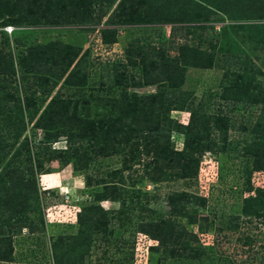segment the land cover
<instances>
[{
    "label": "trees",
    "instance_id": "obj_1",
    "mask_svg": "<svg viewBox=\"0 0 264 264\" xmlns=\"http://www.w3.org/2000/svg\"><path fill=\"white\" fill-rule=\"evenodd\" d=\"M115 2L0 0V27L76 26L99 24L104 20L99 34L101 41L106 44L116 41L117 26L170 25L168 39H163L159 46L136 39L127 42L126 59L139 68V74L112 65L111 94L103 101L98 98L103 107H96L95 117H91L88 107H85L87 101L65 98L58 92L49 98L39 112L57 82L71 87L86 84V50L82 51L81 46L72 43L49 41L20 48L14 57L5 49L9 46L8 35L5 31L1 32L0 168L4 174L0 175V262L11 261L12 235L22 228H27L29 233L42 231L44 222L34 177L36 173L51 172L44 168L45 161L55 160L63 166L69 163L75 166L74 158H78L82 168H87L99 156L123 154L124 168L111 171L110 180L96 181V184H101V190L93 193V200L98 202L116 198V182L111 179L119 176V180L124 181L123 170L131 169L134 163L144 162L148 156L150 159L142 163V167H145L153 183L196 176L203 152L217 150L212 147L215 143H211L212 129L220 132L222 145H225L229 119L219 114L197 118L195 112L190 111L187 124H173L176 130L184 134L182 148L173 147L169 138V125L173 121L169 112L187 108L190 94L177 91L184 82L187 65L223 70L219 84L220 99L254 106L261 104L260 115L252 128L255 137L242 148L252 157L253 169L264 170V82L255 81V74H261L262 71L252 62L237 58L240 55L236 51L239 49L238 43L228 35L226 26L220 27L219 38L215 41V46L222 51V62L216 60L212 52L193 48L186 41H176L182 28L177 25L207 22L212 16L221 14L219 19L235 22L228 26L234 32H247L243 38L245 43L251 44L253 50L263 51L260 61L264 68V0H118L114 5ZM184 31L186 34L191 32L188 27ZM13 43L19 47L22 41L16 36ZM171 51L175 53L174 56L169 55ZM17 74L21 81V100L16 94V87L12 91L8 89L11 81H16ZM48 82L52 83L50 87H47ZM148 85H156V91L141 95L127 91L130 86ZM115 90H119L118 93ZM39 91L41 94L38 95ZM8 102L13 107H5ZM31 122L32 127L43 131V137L36 141L38 150L32 155V145L28 137L24 136L20 149L16 148L6 160L8 152ZM61 136L65 140L64 148L51 149V143ZM238 142L239 139L236 144ZM21 149L26 152L22 161L19 160ZM17 160L23 163L26 173L17 171ZM14 174L17 177L12 181ZM89 179L86 175V186H90ZM199 200L205 204L203 197L188 192L170 195L167 199L173 209L179 208L182 203L193 204ZM263 210L264 185L243 199L241 215L260 216ZM97 212L102 214L104 209L96 204L83 207L78 213L79 227L76 234L56 237L51 245L54 264H83L93 241L91 234L104 225L102 219H94L88 214ZM82 214L86 215V231L80 226ZM187 220L189 224L197 222L192 215H188ZM141 231L157 241L152 249L168 243L188 247L182 239L185 229L179 223L165 220L146 222L141 225ZM188 236L196 240L195 235L189 233ZM194 256H197L196 252L190 255Z\"/></svg>",
    "mask_w": 264,
    "mask_h": 264
},
{
    "label": "rangeland",
    "instance_id": "obj_2",
    "mask_svg": "<svg viewBox=\"0 0 264 264\" xmlns=\"http://www.w3.org/2000/svg\"><path fill=\"white\" fill-rule=\"evenodd\" d=\"M220 17L221 14H217L207 22L177 25L182 28L176 41L179 43L186 41L193 48L212 52L215 59L222 62V51L215 46V41L219 38L220 27L226 26L228 35L238 43L239 49L236 51L240 55L237 58L250 61L259 68L262 73L255 74V81L264 82V68L260 61L263 51L253 50L251 44L243 40L247 32L242 30L234 32L228 26L235 22L221 20ZM103 21L99 24L60 27L13 26L10 34L5 31L9 37V46L5 49L14 57L20 48L49 41L72 43L81 46L82 51H87L86 84L82 87H71L61 85V81L57 82L51 88L47 100L40 106L39 112L49 98L58 92L65 98L87 101L85 107H88L90 116L95 117L96 107H103L98 98L103 101L111 94L112 65L139 74V68L128 63L126 59L127 42L136 39L159 46L163 39H168L170 30L168 24L117 26L116 41L106 44L101 41L99 34ZM185 27L191 31L189 34L185 33ZM2 31L4 30L0 27V40ZM16 36L22 41L19 47L13 43ZM169 55L174 56L175 53L171 51ZM222 74L223 70L217 67L185 66L184 82L177 91L190 94L186 102L187 108L169 112V117L173 121L171 126L169 125V138L175 149L182 148L184 134L176 130L173 124H187L190 111H194L197 118L201 115L212 117L219 114L229 119L225 145H222L220 132L212 129L211 143H215L212 147L217 150L203 152L194 178H173L153 183L148 178L145 167H142V163L150 159L148 156L144 158V162L134 163L131 169L123 170L124 181H120L119 176L111 179L116 182V198L98 202L93 200V193L101 190V184H96V181L110 180L111 171L124 168L123 154L99 156L91 161L87 168H82L81 160L74 157L75 166L71 163L63 166L55 160L45 161L44 168L51 172L36 173L34 177L44 222L42 231L29 233L27 228H22L12 235L11 261L0 264H54L52 243L58 235L76 234L79 227L78 213L83 207L91 204L104 209L102 214L88 213L94 219L96 217L102 219L104 225L91 234L93 241L83 264H264V210L260 216L241 215L243 199L253 195L256 188L264 185V170H254L252 157L243 152L242 148L255 137L252 128L260 115L261 104L254 106L220 99L219 84ZM15 79L16 81H11L8 89L12 91V88L16 87V94L21 100V81L18 74ZM51 85L52 83L48 82L47 87ZM118 91L115 90L117 93ZM127 91L139 95L154 93L156 85L130 86ZM20 106L23 107V104ZM5 107L13 106L8 102ZM24 118L26 120V116ZM32 124L33 122L27 124L16 144L8 152L6 160L16 148L20 149L24 136L28 137L32 145V155L38 150L36 141L43 137V131L32 127ZM238 139L240 142L236 144ZM64 145L65 140L61 136L51 143V149H63ZM25 157L26 152L21 149L19 160L22 161ZM19 160L15 163L18 166L17 171L26 173L23 163ZM3 171L0 168V175L4 174ZM86 175L90 177V186L84 184ZM16 177L17 174H14L12 181L16 180ZM182 192L203 197L205 204L199 200L198 203H182L179 208H171L167 201L168 197ZM182 207L184 209L180 210ZM188 215L195 217L197 222L189 224ZM160 220L182 225L185 229L182 239L188 247L172 246L168 243L166 246L158 245L157 249H152L157 245V241L144 234L141 225ZM81 224V229L86 231L88 226L85 214L81 216ZM189 233L195 235L196 240H191ZM194 252L197 256L190 257Z\"/></svg>",
    "mask_w": 264,
    "mask_h": 264
},
{
    "label": "built area",
    "instance_id": "obj_3",
    "mask_svg": "<svg viewBox=\"0 0 264 264\" xmlns=\"http://www.w3.org/2000/svg\"><path fill=\"white\" fill-rule=\"evenodd\" d=\"M4 31H6L8 34H10L13 30V26L11 25H6L4 27H2Z\"/></svg>",
    "mask_w": 264,
    "mask_h": 264
}]
</instances>
